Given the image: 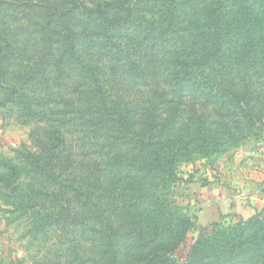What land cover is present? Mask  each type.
I'll return each instance as SVG.
<instances>
[{
  "label": "trees",
  "instance_id": "16d2710c",
  "mask_svg": "<svg viewBox=\"0 0 264 264\" xmlns=\"http://www.w3.org/2000/svg\"><path fill=\"white\" fill-rule=\"evenodd\" d=\"M0 108L36 125L0 175L56 242L35 262L264 264V211L199 226L167 196L264 131V0H0Z\"/></svg>",
  "mask_w": 264,
  "mask_h": 264
},
{
  "label": "rangeland",
  "instance_id": "374dc122",
  "mask_svg": "<svg viewBox=\"0 0 264 264\" xmlns=\"http://www.w3.org/2000/svg\"><path fill=\"white\" fill-rule=\"evenodd\" d=\"M35 128L36 125L22 124L15 112L0 108V175L6 172L4 162L15 157L14 150L20 148L22 144L30 147L29 134ZM244 145L248 149L250 147L249 151L252 152L263 151L264 131L255 136H248L236 148H228L212 154L210 157L194 154L191 159H183L177 164L178 179L171 185L167 196L182 209V212L196 216V223L199 226H206L209 223L200 221V208L202 206L197 199L195 185L207 183L210 179H218L224 173L227 174L225 166L229 167L227 164L231 161L230 159L234 158L236 150H240ZM244 161L246 160H241L238 172H241V169L242 171L246 170L250 165L248 162L244 163ZM2 190L0 189V192ZM4 200L5 197L0 195V264H20L21 261L22 264H43L32 259L34 256L38 257L42 254L47 259L53 260L55 256L53 251L57 248V246L55 247L56 242L53 240L43 241L42 237L32 241L30 224L27 220L20 219L18 213L8 211V207L3 205ZM237 221L239 219L234 217L224 219L221 223L232 224ZM196 234L197 230L190 231L186 245L181 247L177 253L180 257L184 258L187 246Z\"/></svg>",
  "mask_w": 264,
  "mask_h": 264
},
{
  "label": "crops",
  "instance_id": "0c3cea01",
  "mask_svg": "<svg viewBox=\"0 0 264 264\" xmlns=\"http://www.w3.org/2000/svg\"><path fill=\"white\" fill-rule=\"evenodd\" d=\"M249 149L244 145L236 150L234 158L227 164L229 167L225 166L227 174L195 185L202 206L201 222H223L234 217L240 220L264 211V150L252 152ZM242 159L250 165L238 172Z\"/></svg>",
  "mask_w": 264,
  "mask_h": 264
}]
</instances>
